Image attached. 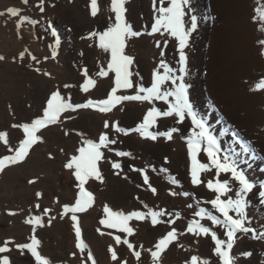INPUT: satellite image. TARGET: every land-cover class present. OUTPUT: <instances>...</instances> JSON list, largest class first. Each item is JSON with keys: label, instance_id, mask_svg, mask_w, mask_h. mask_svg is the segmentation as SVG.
<instances>
[{"label": "bare ground", "instance_id": "obj_1", "mask_svg": "<svg viewBox=\"0 0 264 264\" xmlns=\"http://www.w3.org/2000/svg\"><path fill=\"white\" fill-rule=\"evenodd\" d=\"M128 1L129 0H127V2ZM134 1L135 5L126 2L125 18L126 21L132 25L134 31L140 32L142 34L138 37H131L127 40L125 54L133 58L131 70L134 73L132 76L134 84L142 83L145 87H148L151 84L153 70L158 66L162 58L172 67H178L176 63L178 59L177 41H175V39L170 36H161L159 33L149 35L148 33L151 31V26L154 23V17L157 15L153 8V0ZM140 1L146 2L147 6H141ZM203 1L204 5H206L205 2H209V4H211L212 11L205 9V11L202 13L203 16H200L199 18L200 35L195 31L190 38L189 47L185 50L188 57L187 65L189 71V76L186 78V80L191 85L189 89V98L191 102L194 103L197 111L205 115L212 128L215 129L219 134L223 147L227 148L232 143L231 136L224 135L225 131H229L230 133L232 131L238 132L242 139L250 142L255 152H257L261 158L256 160L250 169L245 166V171L252 179L256 180L257 182L264 181V91L251 90L252 86L257 81L264 78V55H261V52L264 51V46H261L258 43L260 39H264V33L258 31V24L253 23L252 20V17L255 15L254 8L257 6L256 0H228L226 8L224 0ZM104 3V0H98V16L104 12V9L109 11L108 8H110V6L105 5ZM8 5H10L9 1L5 0L0 2V10L4 9V16H6V19L4 16L0 17L2 20L0 22V34H2L0 39L5 38L6 32L10 35L20 34L23 37H30L31 39H34L37 35V33H35V28L38 27V25L32 24L29 27L25 26L19 28L18 31L17 26L15 23H13V19H10V15L6 12L7 7H10ZM159 6V0H157L156 7ZM133 8L138 12L136 13L139 14L138 17L136 16L137 20H134L135 14L133 13V15L131 11ZM207 9H209V5ZM185 19L187 20V17ZM147 21H150L148 25L146 24ZM135 23L138 25V27H135ZM231 31L234 34H230L229 32ZM200 36L201 40H203L202 44L198 42ZM62 38L64 40L63 49L60 50L59 56L56 58V60L51 62V70H41L38 66V63L31 60L27 54H25L24 59L21 60L19 58V53L23 51L20 49L9 50L3 45V41H0V56H9L16 65L26 62L31 68H39L42 71V74L44 72L50 73L51 76L49 77L43 74V79L46 82L45 84L51 87L52 90L64 82V71H66L67 68L65 59H67V56L69 57V50L67 47L69 46V41L64 35H62ZM165 39H167L166 47L164 43ZM157 40H159L161 43L160 48L156 47ZM82 44L83 42L81 41L77 46L78 49L76 52V60L78 64L81 65V63L84 62L85 65L84 59L86 52L84 53ZM162 50L164 52L163 57L160 55ZM103 61L95 60L91 63L92 69L90 68V73L93 75V77H96V73L100 70L101 66L105 68L107 67L105 61ZM9 63L11 62L9 61ZM84 65L82 64L83 68ZM142 65H144L146 68H142ZM46 66L48 65L46 64ZM80 73L81 74L79 77L81 76V81L79 82V85H77L82 98L74 102V104L84 103L88 99L100 100L107 98L111 88L114 86L112 82L108 81L111 79V77L113 79L114 75H111V77L108 75L106 77L108 78V81H106L108 84L107 87L109 88L108 91L101 92L100 90H97L95 85L90 86L89 91L85 93L81 90V85L85 82L86 78L82 75V70ZM99 83L100 82L98 81L97 84ZM96 93L99 96L101 95V97L95 98ZM104 93L107 94L103 97ZM117 94L134 95L135 88L129 90H120ZM155 106L160 108L161 111L166 110L167 107L165 104L159 101L155 102ZM150 107H152V105L148 102L124 101L108 113H101L93 109H79L76 112L64 113L61 117L63 121L62 123L49 125L38 133V135L42 136V142L35 144L31 148L26 158L31 156L32 152H35L38 149L48 151L51 148L48 145V142L44 139L43 135L48 134V132L51 131L54 132L55 130L69 133L72 128L73 130L77 128L75 127V123H77L78 120H83V117L86 116L88 127H91V129L94 127V130L89 132L88 129H86V131L82 129L83 131L81 133L83 135L82 137L78 136V141H72L74 143L71 141L68 142V144L70 143L71 149H69V151L67 150L68 152L64 156L65 162L63 163L65 164L69 161L71 156L79 154L78 149L81 147L82 141L85 139L98 141L99 134L101 132H107L109 139L116 140L114 145H110L108 149H103L105 156L104 159L99 162V170L102 175V180L91 177L84 186L88 192L93 194L94 200L92 205L88 207L86 211L76 214L78 217L77 221L71 220V213L63 214V206L73 205L80 192L79 188L76 186L79 182L76 180L73 174L74 169L70 170L64 167L67 181H70L71 174L69 173L71 172L73 174L72 176L75 181V186L77 187V191L74 194L72 189L74 186L68 182V184H65V186L62 187L64 196L66 197L65 200H56L57 203H54L53 198L52 200L48 198L46 200L44 199L47 205L44 207L50 209L47 214H45L44 211L41 212L43 210L42 208V210L39 209V211L35 210L36 205H38L37 203L39 202L37 199L33 204L35 208L31 206L26 208V213L27 215L29 214L30 217L35 214L36 216L43 217V227L51 231L53 236L57 238L56 240H58L60 244H68V257L66 261H74L76 264H92V261L88 259V250H90L92 257L95 260V264H125V262L126 264H154L151 253L148 250L151 249L155 251L154 246L158 240L166 235L167 231H171L173 228H175L178 233V239L172 242L166 248V250L161 253L158 264H183L182 262L186 261V258L184 257H186L187 254H190L188 257L189 259L186 261L188 264H190L191 257L194 255L209 260L211 264H219L218 257L214 255L213 250L215 244L210 234L208 236H196L192 233L186 232L188 222L190 220L200 219L199 217L194 216L195 211H197L200 207L212 210L211 205L205 203V201L214 199L216 195L207 188V181L209 179H215L214 169L211 171L201 172V183L199 185H193L191 182V161L185 142V137L187 136L190 129V121L186 119L183 124H177L175 119L172 117L158 118L156 126L151 129L152 131H167L171 127H177L180 129L179 132L173 134V138L171 140H168L165 137H159L156 141H153L151 139L143 138L139 133L136 132H131L125 135L124 133L114 131L113 125L116 122H118V126L120 128H135L143 121V118ZM66 116H71L72 118L64 119ZM125 116L130 117L125 120ZM105 120H108L109 122L108 129L103 128V123ZM20 135L22 136L17 141V146L24 138V134ZM14 140L15 138L13 141ZM120 151L130 152L132 155L120 157L116 155V153ZM158 156H160V159L157 158ZM199 156L200 162L209 163L204 153ZM165 158H167V163H165ZM127 160L138 162L139 165L137 166V169H145L147 171L149 184L151 187L156 189V192L154 194L150 190L149 185L145 184L144 182L142 184L138 183V185L132 184L131 187H128L127 191L135 192V195H137V200L135 199V201H133L131 199V203L126 204L121 200L119 203L114 202L115 204H113L111 201L106 199L104 194L105 192H103L102 189L101 191L95 190V180L104 181L105 184H108L109 182L105 178L106 172L104 167L107 165L112 166L113 162H119L121 164V168L115 169L112 167L110 174L113 176V178H120V184L121 182L128 184L129 179L133 180L129 177L130 174H132V178H134V173L125 172V170H123L122 164ZM153 168L155 171H153ZM161 168L168 169V172H161ZM7 169L8 168L4 169L3 172H0V176L5 175ZM136 172L139 173L141 177H143L141 172ZM172 177L176 178L178 184H172L170 182ZM219 178L223 180L226 177L224 174H221ZM133 182L135 181L133 180ZM105 184L104 187L106 186ZM156 184H158L159 188L156 186ZM137 186H139L140 193L142 195L144 193L143 191L150 193V202H145L143 199L144 196L138 197L139 195L137 193H139V191ZM29 187L32 188V191L29 193V195H33L35 190H33L34 188L32 185ZM120 190L118 191L120 192ZM257 191L258 189H255L252 194H249L248 199L251 201L252 206L247 209V214L252 220L251 226L259 231L261 229V225H264V205L260 204L256 196ZM173 192H188L189 196H183L179 194L172 195ZM35 194L37 197L36 192ZM190 204L192 207H188ZM105 206H108L114 211H123L125 214L131 211L147 212L149 209H163L166 211V213H171L172 215L160 217V220L164 221L163 224H165V228L163 229L164 232L161 234V236L156 239L155 232L152 233L148 230L150 228L154 229L156 225L162 223H158L153 226L150 217H147L144 220L138 221L133 219L130 221L129 225L134 229V233L132 235L121 232L118 228H109L106 225L101 224V220L105 219V216L103 215ZM176 213H179V218L177 221L174 219L176 217ZM213 214L219 215L215 212H213ZM49 217H55V219L51 221L50 225L48 223ZM25 219L26 218L23 220ZM60 219H64V222L60 223ZM168 220H174L175 222L168 224ZM92 222H96V226H100L95 228L97 229V233L95 235H92L91 231L89 230L88 233L85 231L86 229L92 227ZM200 222L205 224V226H208L212 231H215L217 236L221 239L225 238L223 236V229L219 226L213 225L211 221L208 220H201ZM76 226H79L81 229V239L87 245V249L85 250L83 257H81L79 249L78 252L76 251V242H78L75 234ZM38 228L41 227L37 226L35 227V230H38ZM67 232L70 234V238L65 240ZM89 232L91 235H89ZM116 236L121 238L120 243L116 242ZM88 237H90V242L88 241ZM190 238L195 239L198 246L193 244ZM207 239L211 242V254L206 253L202 249L203 243H205ZM124 240H127L129 243L133 244L134 247L129 249L127 244L123 243ZM104 246L108 249L109 253L104 250ZM174 246L177 249L175 248V252H173L174 254L170 255L169 252ZM110 248L115 249L117 253L118 259L115 261L111 258V252L109 250ZM72 251H74L76 254L75 258L70 255ZM136 251L141 253L139 259H137L134 255ZM243 252H250L251 256H241L240 254ZM232 253L233 255L237 256L235 264H264V239H253L251 233H237ZM66 261L64 264H68Z\"/></svg>", "mask_w": 264, "mask_h": 264}, {"label": "snow or ice", "instance_id": "obj_2", "mask_svg": "<svg viewBox=\"0 0 264 264\" xmlns=\"http://www.w3.org/2000/svg\"><path fill=\"white\" fill-rule=\"evenodd\" d=\"M27 3V0H23ZM42 2V0H41ZM127 0H111L110 12L114 13V22L104 31H93L89 33L88 38H95L98 40V46L105 53L110 54V59L107 63V67H100V70L96 73L98 77H107L109 73L114 74L113 84L110 93L106 99L93 100L88 99L84 103H72L71 97L67 99L61 95L59 90L51 93L50 98L46 102V107L43 109L42 116L33 119L30 123H23L21 125H13V127H20L23 130L24 138L19 142L18 146L13 150L9 148L12 155H5L0 157V172L10 165H15L22 162L29 154L31 148L38 142H42V136L38 133L48 127L49 125H56L62 123L61 117L64 113L76 112L79 109H93L101 113L111 112L117 105L124 101H140L148 102L152 105L143 118V121L135 128L125 129L118 126V122L113 125L114 131L124 133L125 135L136 132L143 138L156 141L159 137H165L168 140L173 138V134L180 131L177 127H171L167 131H152L156 126L157 119L160 117H172L177 124H183L185 120L190 121V129L185 137L189 158L191 161L190 176L193 185H199L201 183L200 174L204 171L215 170V179H209L207 181V188L214 192L215 198L205 203L211 205L209 210L204 207H200L195 211L194 216L200 219H192L188 222L186 229L187 233H192L196 236H208L215 244L214 255L218 257L219 264H235L237 256L233 255L232 249L237 237V233L248 234L251 233L253 239H264V225H261V229L258 231L251 226L252 220L247 214V209L252 206L251 201L248 199L249 194H252L255 189H258L256 196L261 205H264V181L257 182L252 179L245 171V166L251 168L253 163L260 159V155L255 152L250 142L243 140L238 132L225 131V136H231L232 143L227 147L222 146V142L219 134L209 124L204 114L197 111L194 104L189 98V89L191 85L186 82V78L189 76L188 71V57L186 49L189 47V42L192 34L198 28L199 17L194 14V9L191 8V0H159V7H156L157 0H153V8L157 15L154 17V23L151 26L149 35L159 33L161 36H170L177 41V53L178 59L176 61L178 67H172L163 58L160 60L158 66L153 70L151 84L145 87L142 83L134 84L132 76L134 73L131 70L133 58L125 54V48L127 40L131 37H138L142 33L134 31L132 25L126 21V4ZM257 6L254 8L255 15L252 17L253 23L258 24V31L264 33V0H256ZM167 5V6H165ZM91 15L95 17L99 12L98 0H90ZM187 9V11H186ZM43 11V8L40 9ZM7 13L13 17L18 16L19 9L8 8ZM5 15L4 12H0V16ZM187 17V20L185 19ZM111 19V18H110ZM27 21L30 24H35L37 21H33L28 17H21L17 22V29L19 31L20 26ZM51 27V25L49 26ZM52 35L57 36L56 31L52 30ZM83 38V37H82ZM59 44V40L55 41ZM165 47L167 45V39L164 41ZM258 43L264 46V39H260ZM52 48V58L57 55L56 49L53 45H49ZM156 47L160 48L161 43L156 41ZM36 61V56L32 55L28 49L19 53V58L24 59L25 54ZM82 55V53H81ZM161 57L164 56L163 50L161 51ZM264 55V51L261 52ZM4 57L0 56V60ZM45 60L48 57L44 58ZM37 72L41 70L36 68ZM45 76H51L50 73L44 72ZM82 75L86 77L85 82L81 85V90L87 93L90 86H95L96 80L89 76L87 69H83ZM65 88L71 87V85H64ZM135 88L134 95H118L120 90H129ZM252 91H264V78L257 81L251 88ZM162 102L165 104L166 110L161 111L160 108L155 106V102ZM71 116H66L64 119H71ZM103 128H109L108 120L103 123ZM68 134L67 132L65 133ZM80 135H83L80 133ZM0 141L5 144L8 143V135L6 132H0ZM116 143L115 139H109L107 132H101L97 140L85 139L82 141L81 147L78 149V155H73L69 161L65 164L67 169H74V176L79 182L77 187L79 188V196L75 203L71 206H63V214L71 213V220L77 221V213L84 212L93 203L94 197L91 192L85 189V184L89 178L95 177L102 180V175L99 170V162L104 159L103 149H108L110 145ZM203 152L209 163H202L198 159L199 154ZM116 155L120 157L131 156L130 152H117ZM165 158V163H167ZM112 167L120 169L121 164L119 162H113ZM143 174L144 183L149 185L150 190L155 194L156 189L149 184V177L145 169H136ZM153 171L155 169L153 168ZM161 172L167 173L168 169L161 168ZM221 174L225 175V179L221 180L219 177ZM34 181H29L33 183ZM172 184H178L175 177L171 178ZM189 196L188 192L176 193L172 195ZM37 193V196H40ZM199 203V202H197ZM39 208V205H36ZM147 207V206H145ZM192 207V205H188ZM50 209H45L44 213L47 214ZM213 212L219 215L213 214ZM105 219L101 220V224L106 225L109 228H118L121 232L132 235L134 229L129 225V222L133 219L144 220L147 217L151 218L153 226L158 223H163L160 217L165 215H172L166 213L165 210H153L149 209L147 212L131 211L125 214L123 211H114L108 206L104 207ZM231 213V214H230ZM15 214V213H9ZM179 217V213L175 214ZM55 217H49L48 223ZM201 220L211 221L213 225H217L223 229L224 239L217 236L215 231H212L208 226L201 223ZM26 223L33 224V233H35V226L43 227V217L33 216L29 217ZM174 220H168V224L174 223ZM75 234L77 238L76 247L80 250L81 257L87 245L81 239V229L79 226L75 227ZM116 242L120 243L121 238L116 236ZM178 239V233L175 228L171 231H167L166 235L158 240L155 244V251L149 249L154 264H158L161 253L174 241ZM14 243L10 240H5L3 246H0V253L10 251L8 244ZM123 243L127 244L129 249H132L133 244L124 240ZM40 241L33 235L30 243H24L16 245L17 248L23 250L28 249L35 257L37 264H50V262L43 258L37 251ZM142 247V246H141ZM182 247V245H181ZM111 258L115 261L118 259L115 249L110 248ZM75 256L76 254L73 253ZM137 259L140 258L141 253L136 251L134 253ZM241 256H251L250 252H243ZM88 259L95 264V260L92 257L91 251L88 250ZM2 264H10L8 257L2 258ZM126 264V262H125ZM190 264H211V262L205 258L199 256H192Z\"/></svg>", "mask_w": 264, "mask_h": 264}, {"label": "rangeland", "instance_id": "obj_3", "mask_svg": "<svg viewBox=\"0 0 264 264\" xmlns=\"http://www.w3.org/2000/svg\"><path fill=\"white\" fill-rule=\"evenodd\" d=\"M2 1L5 0H0V2ZM6 1H9L10 4L8 5L10 7H7V9L16 8L20 10L18 16L13 17L10 15L11 17L10 19H13V23H15L16 26L20 18L25 16L30 18L31 20L37 21L38 23V24L37 23L34 24V25H38V27L35 28L36 29L35 33H37V35L34 39H31L30 37H29L30 39L27 37H23L20 34L10 35L7 34L6 32L7 37L5 36V38L3 39L1 38L0 41H3L2 43L7 49L9 50L20 49L21 51H25V49H28L31 52V54L36 56L37 60L39 61L40 63V64L38 63L39 68L41 70L43 69L49 70L51 67V62L56 60V58L59 56L60 50L63 49L64 40L62 38V35H64L66 36V39H68L69 41V46H67L69 50V57L67 56V59H65L67 68L66 71H64L65 72L64 82L61 83L62 85L59 84L60 88L58 86L55 89L59 90L60 93L66 99L70 96L72 103L82 98L78 88L79 82L81 81L80 79L81 76L79 77V75L81 74L80 73L81 70L83 72V69L86 68L89 76L96 79L95 85L97 87V90H100L101 92H106L109 90V88L107 87L108 84L106 82L108 81L107 80L108 78L97 77V76L93 77V75L90 73L91 72L90 68L92 69L91 63L94 62L95 60L96 61L104 60L107 66V63L110 59V54L105 53L102 49L99 48L97 39L95 38L89 39L88 36L89 33L93 31H104L110 25V23L114 22V13L110 12V10L108 11L107 9H104L103 10L104 12H102V14H99L100 16H98L97 14L95 17H93L89 9L90 1L88 0H42V2L41 0H27V3H24L23 0H6ZM110 1L111 0H104L105 2L104 4L110 6L111 4ZM224 1L226 8L228 0H224ZM128 2L132 5H135L134 0H129ZM140 4L141 6H147V3L143 1H140ZM205 4L207 5V8L209 5V9L206 8V5H204L203 0H191V8L194 9L195 14L199 18L200 16L201 17L203 16L202 13L205 11V9L212 11L211 4H209V2H205ZM41 7L43 8V11L40 10ZM0 11L5 12L4 9H1ZM131 11L132 14L133 13L135 14V15L133 14L134 20H137L136 18L139 15L137 14L138 12L134 8ZM5 17L6 16H4V18ZM1 21L2 20L0 18V22ZM148 23H150V21L146 22L147 25ZM31 25L32 24L25 21L20 26V28L25 26L29 27ZM50 25L51 27H49ZM134 25H136L135 27H138L136 23ZM199 25H200V20H199ZM53 29L57 33V36L55 37L52 35ZM196 32L200 35V26L196 30ZM229 33L234 34L232 33V31ZM0 36H2V34H0ZM57 39L59 40V44L55 43ZM81 41L83 42L82 47L84 48V53L86 52L84 59L85 65L83 60H82L83 63H81V65L78 64L76 60V52L78 49L77 46ZM198 42H200V44L203 43V40H201V36ZM49 45H53L56 49L57 55L55 56V58H52L51 55L52 48H50ZM47 56L48 59L46 62V60L43 58ZM4 57L5 58L3 60H0V132L7 133L8 143L9 142L10 143L5 144L3 141H0V157H3L5 155H12L13 152L11 153L8 150L9 147L14 150L16 148L15 146H17L16 145L17 141L22 136L20 134H23L22 128L20 127L15 128L13 127V125L30 123L33 119L42 116L43 114L42 111L46 107L45 103L50 98L51 93L56 91L55 89L51 90V87L45 84L46 82L43 79L42 71L37 72L36 69H34L33 67L31 68L29 65H27L26 62L19 63V65H16L9 56L6 57L5 55ZM9 61L11 63H9ZM46 64L48 66H46ZM82 64L84 65V68ZM142 66H143L142 68H146L144 65ZM111 75L114 74L109 73L110 77ZM111 79L108 82L113 83V79L112 80ZM98 81L100 82L99 84H97ZM65 83L67 85H71V87L65 88L64 87V85H66ZM106 94L107 93H104V95L102 94L103 97L106 96ZM95 96H96L95 98L101 97V95L99 96L97 93L95 94ZM129 117L125 116L124 118L126 120ZM75 124H76L75 127L77 128L73 130V128L71 127L72 129L67 135L65 134V132L57 131V130H55L54 132L53 131L48 132V134L43 135L44 139L48 142V145L51 147L50 148L51 151L50 149L48 151L47 150L43 151L41 149H38L35 152H32L31 156L25 158L22 162L15 164V166L10 165L6 167L9 170L7 169L6 174L0 176V244H1L0 246L3 245L2 243H4L5 240H10V241L13 240V242L15 241L14 243H9L10 245V246L8 245L10 249L9 252L0 253V264H2V258L5 256L8 257L10 264H37L35 257L31 254V252L28 249L21 250L16 247V245L28 243L29 241L31 242V237L33 235H35V237L40 241L37 251L40 253L42 257L45 258L46 256L45 259H47L50 262V264H64V262L66 261L68 257L67 243L65 245L60 244L59 241L56 240L57 238L53 236L52 232L44 227L38 228V230H35V233H33L34 226L32 224L26 223L25 221L27 218L30 217V215L29 214L27 215L26 213V208H28L29 206L35 208L33 204L36 201V199L39 201L37 203L39 205V208L36 207L35 210L39 211V209L40 210L43 209L41 211L43 212L44 208L47 206L44 199L46 200L48 198L52 200L53 198L54 203H57L56 200L66 199L62 187L65 186V184H68V182L69 184L74 186V188H72L74 191L73 194L77 191L76 189L77 185L75 186V181L72 176L73 174L71 172L69 173L71 174V176L69 175L70 181L66 180L65 169H64L65 163H63L65 162L64 156L69 151V149H71L70 143L68 144L69 141L71 142L78 141L79 139L78 136L82 137V135L79 134L83 130L86 131V129H88L89 132H92L94 130V127L93 129H91V127L90 128L88 127L87 125L88 121L86 116L83 117V120H78L77 123ZM14 138L15 140L13 141ZM157 158L160 159V156H158ZM138 165H139L138 162L135 161L127 160L123 162L122 164L123 170H125V172L134 173L133 176L135 179L132 178V174H130L129 177L133 179L135 182L129 179L128 184L125 182L124 183L121 182L120 184V178L117 177L113 178V176L110 174V170L112 169V166L111 165L105 166L104 167V170L106 172L105 178L108 180L109 183L105 184L104 181L95 180V190L101 191L102 189V191L105 192L104 194L106 199L111 201V203L113 204H115L114 202L119 203L121 200L122 202H125V204L131 203V199L133 201H135V199L137 200L136 198L137 195H135V192L133 191L128 192L127 189L128 187H131L132 184L138 185V183L142 184L144 182L143 177H141L139 173L133 170V168H138L137 167ZM29 181H34V182L29 183ZM104 184L106 185L105 187ZM31 185L36 193L40 192V194H42V198L41 195L36 197L35 192L33 195L31 194L33 197L29 195V193L32 191V188L29 187ZM156 186L159 188L158 184H156ZM137 188L139 191V193H137L139 195L138 197L144 196L143 199L145 200V202H150L151 201L149 197L150 193L143 191L144 193L142 195L140 193L139 186H137ZM25 190L28 192H26ZM118 190H120L121 193ZM10 212L15 213L13 214L14 216L12 214H9ZM103 215L105 216V213H103ZM33 216H36V214ZM24 218L26 219L23 220ZM60 220H61L60 223L64 222V219H60ZM164 225L165 224L163 223L158 224L156 225V227H154V229L150 228L148 231L152 233L155 232L157 239L164 232L163 231V229L165 228ZM91 226L92 227L86 229L85 231L88 233L89 230L91 231L92 235H95L97 233L96 231L97 229L95 228L100 226H96V222H92ZM69 235L70 234H68L67 232L65 236V240L70 238ZM89 235H91L90 232ZM89 238L90 237H88V241ZM190 240L193 244L197 245L195 239L190 238ZM210 245L211 242L210 240L207 239L202 246V249L209 254L212 253L211 252L212 246ZM175 248L176 247L174 246L172 250L169 252L170 255L174 254L173 252H175ZM104 250L108 252V249L105 246H104ZM76 251L78 252L77 247H76ZM73 253L75 252L72 251L70 255H72L75 258L76 255L74 256ZM189 256L190 254H187L186 257H184L186 258V261L189 259L188 258ZM186 261L182 263L188 264V262ZM66 263L76 264L74 261L73 262L66 261Z\"/></svg>", "mask_w": 264, "mask_h": 264}]
</instances>
